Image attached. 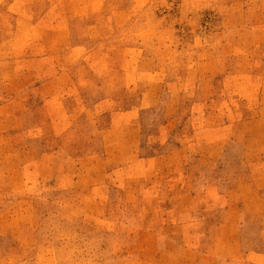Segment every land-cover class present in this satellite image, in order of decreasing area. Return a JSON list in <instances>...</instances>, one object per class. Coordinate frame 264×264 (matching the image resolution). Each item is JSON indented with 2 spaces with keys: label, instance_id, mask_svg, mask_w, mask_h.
Returning <instances> with one entry per match:
<instances>
[{
  "label": "rangeland",
  "instance_id": "1",
  "mask_svg": "<svg viewBox=\"0 0 264 264\" xmlns=\"http://www.w3.org/2000/svg\"><path fill=\"white\" fill-rule=\"evenodd\" d=\"M0 264H264V0H0Z\"/></svg>",
  "mask_w": 264,
  "mask_h": 264
},
{
  "label": "crops",
  "instance_id": "2",
  "mask_svg": "<svg viewBox=\"0 0 264 264\" xmlns=\"http://www.w3.org/2000/svg\"><path fill=\"white\" fill-rule=\"evenodd\" d=\"M50 52L49 53L54 56L55 54H57L58 51H50ZM70 55H71V52L62 54L63 58L68 59L64 61L66 62L64 64L65 67H71V64L73 63V62L69 63V61L71 60L69 58ZM62 74H60V76ZM64 74L68 75V72L65 71ZM58 76L59 74L55 75V74L48 73L47 77L44 80H42L41 87H46L48 85L58 82L57 81ZM51 94L52 93H47L46 98H50L51 96L49 97V95ZM145 100H146L145 96H142L140 98V103H142L141 106L144 105ZM156 100L157 98L153 100L154 103L156 102ZM17 114L18 113H15V115ZM134 114L135 113H132L131 111H126V112H120L119 115H116V114L112 115V124H110L108 127L102 128L99 131V135H100L99 139L102 145V154L96 155V152L95 153L85 152V153L79 154L78 159L80 161V170L77 172V178L73 179V181H75L76 183H79V181L82 179L81 173L86 163L101 164L102 168L103 167L105 168V166L109 165L108 163L125 162V161H130V160L138 159V158L142 159L137 154L138 145L140 142V127L137 123V120L135 119L136 116ZM12 115H14V113H12ZM117 118H120V119L118 120ZM21 130H22V125L16 124L14 126V129L13 130L11 129L9 136H11L10 135L11 133H14L13 136L20 137L19 135H21ZM115 135H116V139L114 138ZM118 135L120 138H118ZM114 145H116L115 154L113 153ZM35 147L37 148V146H32V145L29 146L27 148V152L31 153L32 151L35 150ZM46 155H50L49 150L41 152L40 158H43ZM154 159H156V157ZM231 206L232 204L229 203L228 208L223 210L224 220L225 218L227 220L228 210Z\"/></svg>",
  "mask_w": 264,
  "mask_h": 264
}]
</instances>
